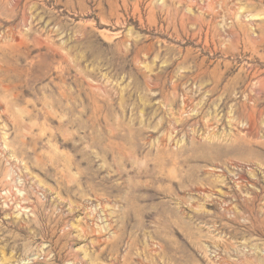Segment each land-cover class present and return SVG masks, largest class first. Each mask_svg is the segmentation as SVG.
<instances>
[{
	"label": "rangeland",
	"instance_id": "rangeland-1",
	"mask_svg": "<svg viewBox=\"0 0 264 264\" xmlns=\"http://www.w3.org/2000/svg\"><path fill=\"white\" fill-rule=\"evenodd\" d=\"M0 264H264V0H0Z\"/></svg>",
	"mask_w": 264,
	"mask_h": 264
}]
</instances>
